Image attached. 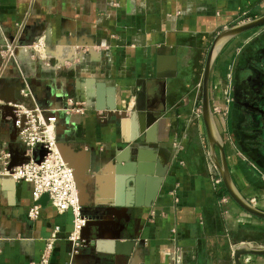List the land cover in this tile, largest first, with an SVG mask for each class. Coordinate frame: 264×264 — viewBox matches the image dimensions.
I'll use <instances>...</instances> for the list:
<instances>
[{"label": "crops", "instance_id": "obj_1", "mask_svg": "<svg viewBox=\"0 0 264 264\" xmlns=\"http://www.w3.org/2000/svg\"><path fill=\"white\" fill-rule=\"evenodd\" d=\"M262 14L264 0H0V49L5 41L28 44L44 35L49 51L41 61L0 54V98L13 100L26 86L38 105L59 109L58 148L90 180L80 191L88 217L82 236L94 240L70 256L71 213H58L47 194L38 199V218H28L32 186L5 171L37 158L39 149L11 139L14 118L6 107L0 264L37 261L55 225L50 264H235L239 244L264 248V217L220 190L201 116L202 72L214 36ZM80 90L95 109H60ZM209 98L232 179L264 211V24L223 46L211 67ZM136 100L158 120L129 142ZM127 164L136 172H117L116 165ZM246 256L248 264H264V254H244L241 264Z\"/></svg>", "mask_w": 264, "mask_h": 264}, {"label": "built area", "instance_id": "obj_2", "mask_svg": "<svg viewBox=\"0 0 264 264\" xmlns=\"http://www.w3.org/2000/svg\"><path fill=\"white\" fill-rule=\"evenodd\" d=\"M0 54L6 58L19 60L30 56L39 61L49 59L48 45L44 35H36L28 44H14L5 41ZM84 58V54L77 56ZM18 95L13 100L0 98V111L8 107L14 118V129L11 139L23 143L28 149L38 147L39 155L20 164L6 169L5 173L16 181H25L32 186L33 204L27 210L30 219L38 218L40 204L38 199L47 194L52 207L58 212L69 211L72 216V228L67 235L70 241V256L83 248L93 245L94 240L82 236V229L88 222V217L82 211L80 201V186L85 180H79L73 165L69 164L58 148L55 136V125L58 120V110L41 107L32 98L27 87L18 88ZM95 109L92 97L80 90L78 94L68 96L60 108L65 113H83L86 109ZM9 154L3 153L2 160L6 162ZM59 226L55 225L45 238L44 248L39 259L30 260L29 264H50V253L58 239ZM249 256L244 257L248 264Z\"/></svg>", "mask_w": 264, "mask_h": 264}, {"label": "water", "instance_id": "obj_3", "mask_svg": "<svg viewBox=\"0 0 264 264\" xmlns=\"http://www.w3.org/2000/svg\"><path fill=\"white\" fill-rule=\"evenodd\" d=\"M262 24H264V14L259 15L255 18L246 20V21H242L232 26L225 27L221 29L214 36L210 44V47L207 51L204 68L202 72L201 116H202V120L205 126L206 136H207L208 145H209V152L213 158V161L218 169L221 180L229 196L245 211L251 214L257 215V216L264 217V211H261L260 209L256 208L250 201H248L240 193V191L238 190V188L236 187L232 179V176L228 168L225 152H224L223 139L218 130V127H217V124H216V121H215V118H214V115H213V112L210 106V98H209V76H210L211 67L213 65L215 58L217 57L218 53L221 51L223 46L231 38L235 37L237 34L245 30L255 28ZM98 102H99V97H97V101H96L97 105H98ZM130 119L133 124V127L135 126V122H136L135 120H137V129L135 128L133 129L130 135V138L128 140L129 142H133L135 139H137L142 134H149V127L154 121L158 120L157 117L153 116L151 113H147L146 105L144 103L139 105L137 100L135 101L134 110L130 112ZM147 140H150V139H147ZM116 161L122 163L124 162V159L116 157ZM17 164H20V163H17ZM17 164H10L8 166V169L11 166H14ZM69 164L71 163L69 162ZM73 167L75 168V171L77 173V178L81 181L85 180V182L80 186V191H81L84 185L90 183V180L80 178L79 172H77L76 167L74 165ZM134 168L135 167L132 164H127V165H124L123 167L116 165L117 172L121 174L136 172V168L135 169ZM156 175L159 177L161 176V174L158 171L156 172ZM119 178L122 180V179H125V176H120ZM113 242L116 248L123 245L122 241H119V240H114ZM244 254H253V255L264 254V248L250 247L245 243L239 244L234 249V252H233L235 264H241L240 258Z\"/></svg>", "mask_w": 264, "mask_h": 264}, {"label": "flooded vegetation", "instance_id": "obj_4", "mask_svg": "<svg viewBox=\"0 0 264 264\" xmlns=\"http://www.w3.org/2000/svg\"><path fill=\"white\" fill-rule=\"evenodd\" d=\"M255 121H254V118L252 117V119H251V123L253 124ZM260 131L258 130V128H256V130H254V133L256 134V136H257V138H259V133ZM260 142H258L257 144V147L256 148H261V147H263V146H261V143L259 144Z\"/></svg>", "mask_w": 264, "mask_h": 264}, {"label": "trees", "instance_id": "obj_5", "mask_svg": "<svg viewBox=\"0 0 264 264\" xmlns=\"http://www.w3.org/2000/svg\"><path fill=\"white\" fill-rule=\"evenodd\" d=\"M220 190L222 191V193H227V191H226V189H225V187H224L222 182L220 184Z\"/></svg>", "mask_w": 264, "mask_h": 264}, {"label": "rangeland", "instance_id": "obj_6", "mask_svg": "<svg viewBox=\"0 0 264 264\" xmlns=\"http://www.w3.org/2000/svg\"><path fill=\"white\" fill-rule=\"evenodd\" d=\"M218 113H221V111H219ZM219 115L216 116V118H218ZM257 153V152H256ZM258 155H260V153H257ZM261 156V155H260ZM258 158H260L259 156H257Z\"/></svg>", "mask_w": 264, "mask_h": 264}, {"label": "bare ground", "instance_id": "obj_7", "mask_svg": "<svg viewBox=\"0 0 264 264\" xmlns=\"http://www.w3.org/2000/svg\"><path fill=\"white\" fill-rule=\"evenodd\" d=\"M70 157V156H69ZM72 159V157H70V160Z\"/></svg>", "mask_w": 264, "mask_h": 264}]
</instances>
